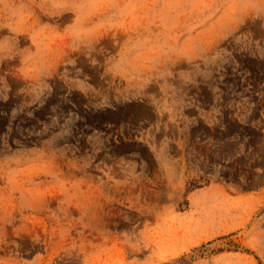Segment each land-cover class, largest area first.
<instances>
[{"label": "rangeland", "instance_id": "1", "mask_svg": "<svg viewBox=\"0 0 264 264\" xmlns=\"http://www.w3.org/2000/svg\"><path fill=\"white\" fill-rule=\"evenodd\" d=\"M0 264H264V0H0Z\"/></svg>", "mask_w": 264, "mask_h": 264}]
</instances>
